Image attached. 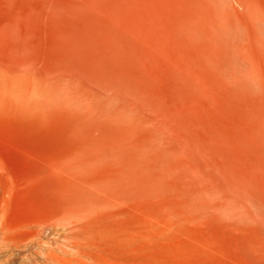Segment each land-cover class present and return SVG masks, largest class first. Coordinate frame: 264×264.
I'll return each instance as SVG.
<instances>
[{"label": "rangeland", "instance_id": "obj_1", "mask_svg": "<svg viewBox=\"0 0 264 264\" xmlns=\"http://www.w3.org/2000/svg\"><path fill=\"white\" fill-rule=\"evenodd\" d=\"M6 253L264 264V0H0Z\"/></svg>", "mask_w": 264, "mask_h": 264}, {"label": "bare ground", "instance_id": "obj_2", "mask_svg": "<svg viewBox=\"0 0 264 264\" xmlns=\"http://www.w3.org/2000/svg\"><path fill=\"white\" fill-rule=\"evenodd\" d=\"M14 254H16V253H14ZM12 255H13V253H6V254H4V256H3V258L1 259V264H4L3 262L4 261H7V262H9L10 260H12ZM55 262V261H54ZM68 263V262H67ZM66 263V264H67ZM62 264H64V263H62ZM69 264V263H68Z\"/></svg>", "mask_w": 264, "mask_h": 264}]
</instances>
